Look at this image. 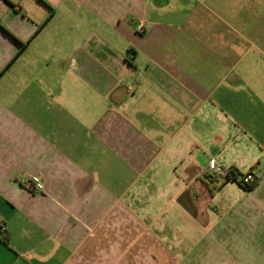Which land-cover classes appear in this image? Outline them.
<instances>
[{"label":"crops","instance_id":"obj_1","mask_svg":"<svg viewBox=\"0 0 264 264\" xmlns=\"http://www.w3.org/2000/svg\"><path fill=\"white\" fill-rule=\"evenodd\" d=\"M43 1L0 0V264H264V0Z\"/></svg>","mask_w":264,"mask_h":264},{"label":"trees","instance_id":"obj_2","mask_svg":"<svg viewBox=\"0 0 264 264\" xmlns=\"http://www.w3.org/2000/svg\"><path fill=\"white\" fill-rule=\"evenodd\" d=\"M43 3H44V1L43 0H41ZM45 4V3H44ZM229 173H230V176L228 177V179L227 180H225V181H235V182H237L241 187H243L245 190H247V191H251V190H253V188L258 184V181H259V179L258 178H256L255 177V184H253V185H247V184H245L244 182H243V177L246 175V174H248V173H250V174H253V172L252 171H249V172H247V173H241V172H239L237 169H235V168H229ZM254 175V174H253ZM209 178V180H210V182L211 183H214V182H216V181H219L220 180V178L218 177V176H216L215 174H213L212 172L211 173H209L208 175H206V177L205 178ZM221 181V180H220ZM223 181H221V183H222ZM218 189V187L216 186V185H212L211 187H209V190H211V194L213 195L214 194V192L216 191ZM4 234V233H3ZM7 241H8V238L5 236V235H3L1 238H0V242H3V243H6L7 244Z\"/></svg>","mask_w":264,"mask_h":264},{"label":"built area","instance_id":"obj_3","mask_svg":"<svg viewBox=\"0 0 264 264\" xmlns=\"http://www.w3.org/2000/svg\"><path fill=\"white\" fill-rule=\"evenodd\" d=\"M210 171L215 174L216 176H218L220 178L221 181H225L228 179V177L230 176V173H229V168L226 169V168H223V167H220V166H212ZM243 182L247 185H253L255 184V177L253 174H246L244 177H243ZM0 232L1 233H5L6 232V228L4 226H1L0 227Z\"/></svg>","mask_w":264,"mask_h":264},{"label":"rangeland","instance_id":"obj_4","mask_svg":"<svg viewBox=\"0 0 264 264\" xmlns=\"http://www.w3.org/2000/svg\"><path fill=\"white\" fill-rule=\"evenodd\" d=\"M229 18L232 19V18H234V17L229 16Z\"/></svg>","mask_w":264,"mask_h":264}]
</instances>
